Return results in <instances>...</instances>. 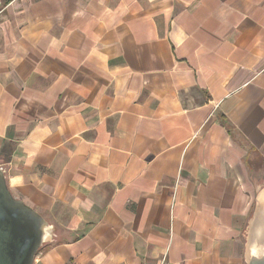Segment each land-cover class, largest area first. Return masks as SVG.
I'll return each instance as SVG.
<instances>
[{
	"label": "crops",
	"instance_id": "crops-1",
	"mask_svg": "<svg viewBox=\"0 0 264 264\" xmlns=\"http://www.w3.org/2000/svg\"><path fill=\"white\" fill-rule=\"evenodd\" d=\"M0 168L49 225L34 264H247L264 0H5Z\"/></svg>",
	"mask_w": 264,
	"mask_h": 264
},
{
	"label": "water",
	"instance_id": "water-1",
	"mask_svg": "<svg viewBox=\"0 0 264 264\" xmlns=\"http://www.w3.org/2000/svg\"><path fill=\"white\" fill-rule=\"evenodd\" d=\"M48 227L40 213L14 197L0 168V264H34ZM255 243L247 264H264V230Z\"/></svg>",
	"mask_w": 264,
	"mask_h": 264
},
{
	"label": "bare ground",
	"instance_id": "bare-ground-1",
	"mask_svg": "<svg viewBox=\"0 0 264 264\" xmlns=\"http://www.w3.org/2000/svg\"><path fill=\"white\" fill-rule=\"evenodd\" d=\"M263 201V200H262ZM264 207V206H263Z\"/></svg>",
	"mask_w": 264,
	"mask_h": 264
}]
</instances>
